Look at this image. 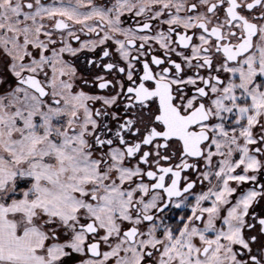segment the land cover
I'll list each match as a JSON object with an SVG mask.
<instances>
[{
	"label": "flooded vegetation",
	"instance_id": "flooded-vegetation-1",
	"mask_svg": "<svg viewBox=\"0 0 264 264\" xmlns=\"http://www.w3.org/2000/svg\"><path fill=\"white\" fill-rule=\"evenodd\" d=\"M0 24L8 131L68 152L56 263L264 264V0H0Z\"/></svg>",
	"mask_w": 264,
	"mask_h": 264
},
{
	"label": "rangeland",
	"instance_id": "rangeland-1",
	"mask_svg": "<svg viewBox=\"0 0 264 264\" xmlns=\"http://www.w3.org/2000/svg\"><path fill=\"white\" fill-rule=\"evenodd\" d=\"M5 40L0 34V44ZM0 75V82L5 81L1 70ZM8 98L9 93L0 94V242L4 232L13 235L15 243L22 240L23 244L19 243L18 251L2 248L0 264H66L55 262L61 253L58 245L51 239L45 244L47 238L40 227L41 221L54 223V220L42 216L40 209L46 205V213L54 214V183L60 176L59 170L65 169L57 161L68 152L62 148L57 151L45 136L27 138L21 132H9L13 121ZM41 140H46L45 147L38 146ZM44 199L47 201L43 202ZM48 229L53 230L54 225ZM47 248L46 256L43 251Z\"/></svg>",
	"mask_w": 264,
	"mask_h": 264
},
{
	"label": "crops",
	"instance_id": "crops-1",
	"mask_svg": "<svg viewBox=\"0 0 264 264\" xmlns=\"http://www.w3.org/2000/svg\"><path fill=\"white\" fill-rule=\"evenodd\" d=\"M1 234L4 236L2 238V242H0V254H2L4 251L3 249H10V250H19V243H22V240H19L15 243L13 240V235H4V232H1ZM32 241V240H31ZM23 244V243H22ZM21 248H24V246H20ZM3 248V249H2ZM4 255V254H3Z\"/></svg>",
	"mask_w": 264,
	"mask_h": 264
}]
</instances>
